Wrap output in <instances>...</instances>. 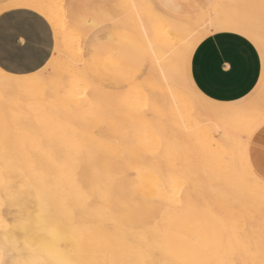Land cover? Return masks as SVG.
Returning <instances> with one entry per match:
<instances>
[{
	"label": "rangeland",
	"instance_id": "374dc122",
	"mask_svg": "<svg viewBox=\"0 0 264 264\" xmlns=\"http://www.w3.org/2000/svg\"><path fill=\"white\" fill-rule=\"evenodd\" d=\"M17 1L19 0H8L4 3H0V6H8L10 4L14 5ZM39 1L41 6L43 7V9H41L43 10V13L41 11L39 12H41L42 16L45 17L51 24L54 32V50L50 57V60L48 61L49 63L47 62L44 67L34 72V74L31 73L28 75H15L7 72L5 73V71H2V69H0V77L3 75L4 78V74H8L5 77L6 79L4 78L5 80L9 78V80L6 81L7 84L9 81L13 79L16 80L18 79V77L22 76L28 78V81L32 79L27 83L24 82L25 84H17V87H20L21 85V88H17L15 86L17 89L11 88L13 83L12 85L9 84L11 85V87L6 86V89L8 87L10 89L6 90L4 88L5 91L3 90V87H5L4 85L6 83L3 82L4 79L0 81V86H3L0 88V135H3L0 144L6 137L9 128H11L14 131L13 134H15L14 141L16 142H13L21 143L24 146V149H20L22 151H41L39 153H42V151L43 153L53 151L55 152V154H58L60 148H62L61 151L63 153L65 152V149L82 151V154H84L85 157L82 156V154H80V156L75 155L77 153H75L74 155L70 154L71 150H67V152H69L68 155L70 154L72 157H77L75 161H77V166H79V168L77 169V167L75 166L76 169H74L73 167V171L75 170L74 173L76 174L77 172H82L88 175L87 172H89V168L93 169L95 167V169L99 170V166H103V170L100 169L99 171L104 172V167L105 169L109 170V172L108 170L107 172L105 171L106 173L104 172L108 176L104 175L102 172V176L105 179H107L108 177L107 183L104 181L105 179L103 180L104 182H101L99 178L98 182H101L106 186L108 185V187L104 189L105 186L103 187V184H99L97 180H94L98 186L97 187L94 183V189L97 187V190L99 191H97V193H95V197H93L95 200H92V195L90 196L86 189L85 192L87 194L82 193L81 190L82 188H85L86 184L88 186V183L85 182L86 184L82 188V185H76L75 181L76 183L78 181L68 174L70 169L68 170L66 168L67 165H63L65 167H63L61 170H64L61 176L59 175L60 173H58L59 169L58 171L56 170L57 172L55 171L56 173H53L54 170H50L47 166H54V164L50 163L49 165L48 160L45 161V163L47 162L45 164L47 165L46 168H43L44 166L40 165L43 166L41 167V170L44 169V171L42 170L43 177L44 175H46V173L50 176L59 175L58 178L61 177L60 179L63 181V177L66 176L63 175V173H65V169H67V174L69 175L68 177L71 176L70 178H72V180L70 181H74L73 184L76 186L72 184V186H74L72 188L66 185L62 187L64 185L63 182L61 183L62 186L58 185V178L56 177L57 181L55 179L54 180L57 184L53 182L55 186L52 185L49 181L45 180L46 182H49L52 187L54 186L51 190V186L49 185L48 187V184L45 185L46 182L44 181V178L42 177V179H40L41 176L38 177V174V176L36 177L43 181V186H38V184L35 183V186H38L36 188L33 185L36 190L32 185L30 186V184L27 187V182L31 183L32 181H29L28 178L25 179L26 190L24 185H21V187L19 185L20 179L18 178L22 177L24 180V176H20L21 170L19 169H22L23 166H26L23 170H25V168L27 167L28 169L30 168V170L33 168L32 165L28 166L27 163H25V161H27L25 159L29 156L31 157L32 154L30 153L32 152L28 153V155L26 152V157L24 159L21 158V156L15 158L17 159L14 160L16 162L15 168L17 167L16 169H18L20 173L19 177L15 175L13 176L12 174L16 173L17 171H12L14 169H12V167L14 166L15 162L11 163L10 165L4 164L2 167L4 171L7 170L6 168L11 169L12 173L9 178L12 182H10L9 179L6 182L5 179L7 178L4 179V176L6 175L3 176L2 174L3 178L1 177V179L3 181L0 182V184L2 183L4 185H0V264H57L61 262V257L59 253H57V251H62L64 247L70 249L67 257H69L70 261H73L74 264H94L91 259L90 239L92 234H95L96 237L97 232L96 230L94 232V224L95 222L97 224V219L101 217L98 216L96 219L95 215H100L105 208H108L104 211L107 219H111L110 215L113 210L114 212L120 214L121 218H123V222L128 221L130 222L128 224L132 226L133 223L131 222V220H133L134 222H136L137 220L140 222V224H142L143 230L149 231H143L145 234L144 241L145 244H147L146 246L144 245L146 250H144L143 244L138 245V242L131 237V239H128L127 242L125 241L123 245H121L120 253L123 259L122 261L97 264H138L137 261L139 258H141L139 259L141 264H149L148 262L150 261V263L152 264H264V247H262L264 246V241H260L261 239H264V235H262L263 237L261 236L262 231H264V223L262 222L264 221V207H259V205L264 206V203H261V201L258 202L259 205H257V211H259L260 213L256 212V214H251V210L249 211V209L247 208L252 205V201H250V205H246V202H244L245 204L240 203L241 205H239V208L242 210L238 208L241 212H239L238 209L235 212L237 219L232 212H229V214L224 215V218L227 215L228 218H223V224L221 221H219V215H216L210 210V204L207 201L205 206H203L201 203L203 201V196L206 199V197L208 198V195H210V193H215L216 191V193H219L218 191H220L221 189L219 188V186H216L217 183L220 180L224 181L227 178L230 179V176L232 177L233 171L231 170L236 171L233 165L236 162L235 159L237 160V155H235L236 157H234L233 153V151L236 152V148H233L236 147V145L234 144L235 141L233 137L231 141L232 134H230L231 136L228 135L229 133H233V130L232 132H229L228 129L229 133H227V131H224L223 129H221L222 131L220 129V131H214V129H211L210 126L213 125L211 123L216 124V122H212L211 119L218 118H215V116L211 118V116H204V114H210V112L208 111L209 108L211 109V111H214V113H217V111H219L218 113L233 111L235 113V117L227 116L229 119L225 117L223 119L224 122L221 118V121H219L221 123H218L217 121V124H221V126L222 123H225L228 126V124H232L231 121L235 123L234 119L238 122L239 120H241L239 118H241L242 116V124L239 121V124L236 122L235 126L233 123L234 127L232 125L230 127V129H236L234 130V132H236L233 133L236 134L237 132L239 133L238 130L240 128L238 127L242 126L250 120L249 118H251L250 116L252 115V113L255 114V112L264 110V101H262L264 100V33H259L261 31L257 32L258 30H260V28L261 30H264V28L262 27L263 25L261 24V21L264 20V7H262V4L264 5V0H251L252 2L250 0H243L245 2L240 0H215L213 5H211L208 9L214 8L219 10V12H221L220 10L223 9V13H226L228 11L230 12L228 19L220 20V22H218L215 26L203 31L198 36H196L187 53L180 57L182 59L178 58L180 60H177V58L175 57L176 54L174 56L170 55L171 61L173 63L169 68V71H171V74H173L174 71L175 74L177 73V78L173 87L178 88H176L177 93L178 90L183 91L182 93L181 91H179V96H181L180 98H183V101H180V104H182L180 109L184 111L186 109H188L187 111H192L194 115L191 116L188 121L192 120L193 127L198 124L197 128L195 127L197 130H194L188 123L186 125V129L188 130L186 131L184 130V125L187 121H183L184 125L182 126L183 123L179 118L170 117L163 113L164 111L162 109H164V107H162L161 105V102H163V100L161 98L160 101V97H158L162 95H160L161 89H158V86L160 84H158L157 82L159 81H157V77L152 74L153 71L152 69H150L151 66L148 62V59L146 58L141 39L138 37V34L135 33V27L133 24H131L132 22L130 21V18L128 17V19H126L127 16H125L124 19L128 21L125 22V20H122L123 23L121 21L120 24L118 23L119 20L117 22L115 21V16L119 14L118 12H121L118 11V8H121L122 6V8L124 9V7L128 6L124 0L123 1L127 6H123L124 2L122 4L119 3L122 2V0H116V2L118 1L117 3H115L114 0ZM224 1H226V3L228 4H226ZM254 4L257 5V8L259 6V8L257 9ZM218 5L221 6V9ZM225 5H227V8ZM27 6H25V8H30L31 10H33L30 6L29 8ZM113 6L118 9V12L115 11V13L117 12L116 15L113 12ZM144 6L145 8L147 6L146 9L148 10L149 4L147 1L146 3H144ZM13 7H15V5ZM18 8H21V6ZM126 9L128 10V8L124 9V14L128 15V11ZM208 9L194 15H176L165 12L158 8L157 11L166 17L184 20L191 17L199 18ZM106 10L108 12L111 11L112 14L114 13L115 16L112 19H115L114 21L117 24L113 23L112 20H110L109 17H111V12L108 14ZM149 11H151L150 13H152V10ZM255 12L257 13L254 16L259 15V18H261V21L260 19H257V17L255 18L260 22V24L254 19V17H252V14H255ZM105 14L106 16L108 14L107 19L111 22H107ZM120 14L118 15V17L120 16L119 18H122L124 15L122 16V14ZM201 21H204V19H202ZM158 22L160 23V21ZM256 22L259 25H256ZM160 25L162 26L161 23ZM230 28L237 29V31H235L236 33H243V36L248 38L257 47L262 59V72L257 85L248 95L232 102H218L207 98L194 86L189 72L190 59L194 48L206 35L214 31H227V29ZM168 29L170 30L172 35H169L170 32L168 30L163 29V31L161 32V29L158 28V30H160L159 33H162L163 35H161L163 37L165 35L164 39H175V31L171 30L169 27ZM163 32H165V34ZM161 35H159V38L162 37ZM166 41V43H170L171 40ZM180 64L184 66L183 68L185 71V74L183 75L184 71L182 68V79L179 78L178 74L180 73ZM22 78L21 81H23ZM33 79L35 80L33 81ZM184 79H186L185 81H187V85H185L190 87V89L193 91V94H195L196 97L200 100L193 99L191 95H189L190 93H187L186 90H184L185 87L181 81ZM18 81L17 83L21 82ZM128 89H132L130 90V93H128ZM138 89L140 91H138ZM133 90L134 93H132ZM126 94L129 95L127 96ZM159 101L160 104H158ZM182 102H185V105ZM248 103L249 105H247ZM260 104L263 107H261ZM216 106H219L220 108H218L221 110L216 109ZM154 108L158 110L156 111V113L155 110L153 112ZM252 108H256V111ZM159 110H162L163 112H160ZM194 117H196L197 120L199 119V123H202L200 126L197 120L193 119ZM207 118H210L209 120L211 121L210 123H208V125L206 123L209 122ZM202 125H204V127H201ZM198 127H201L202 129H199ZM2 129H5L4 134L1 133ZM191 129L194 131L193 134L192 131H190ZM216 131L218 132L216 133ZM197 132H201V135ZM238 133L236 134L237 136ZM233 136L236 138L235 135ZM245 136V141L242 147V158L244 166L246 167V169L248 168V172L252 171L251 173H249L253 178H255L259 183L264 184V117L257 120L251 126L249 131H247ZM210 141L212 145L208 144ZM63 153L61 154L62 156L65 154ZM47 155L45 157H47ZM61 155L60 158L62 157ZM48 156L49 157H47V159L51 157L55 160H52L55 162V166L59 163V155H56L57 157L55 156V158H57V164L54 157L50 155ZM40 157L39 159L41 161L42 159ZM45 157L43 156V158ZM72 157L69 156L67 157V159L70 158L71 160ZM37 159L38 158L36 155V161ZM18 160H21L22 164L24 163L22 168L19 167L21 165L18 164ZM59 161L63 162L64 160L62 159ZM39 162L37 161V163ZM68 162L70 163L71 161ZM130 162L132 163L130 164ZM32 163L30 162L28 164ZM65 163L66 162H64V164ZM204 163L206 164V166ZM74 164L76 163H73V165ZM58 165L60 166V163ZM85 165L89 167L87 169V172H83V170H85V167L81 168V166ZM33 166L34 168L40 167L36 166V164H34ZM55 166L54 169H57ZM120 166L121 170L119 169ZM61 167L62 166H60L59 168ZM34 168L31 172L37 170L39 173H41L38 168ZM47 168L49 169V171ZM80 168L84 169L80 170ZM115 168H117L116 170L118 171H115ZM95 169H93V171ZM204 169H206L208 172H204ZM97 170L94 171L95 175H97ZM111 170H113L114 172ZM9 171L8 174L10 175ZM18 171L16 174H18ZM71 171L72 170H70V172ZM230 171L231 173L229 176ZM25 173L27 175H25L26 177L31 175L28 174V172ZM214 173L216 174V180L219 181L214 180ZM81 174L76 175L81 176ZM84 174H82V176H84ZM89 174L91 176L92 172H90ZM49 175H46L45 178L47 176L48 178H50ZM31 176H33V174ZM55 176L53 177L55 178ZM90 176L88 175V177ZM11 177H13V180ZM88 177L86 179L89 184H91L92 182L90 181L92 177H90V180H88ZM217 177L219 178L217 179ZM222 177L223 179H221ZM234 178L232 177L233 180ZM30 179H33V177ZM112 179L114 180V182ZM23 180L21 179V181ZM83 180L84 179H80V182L82 183ZM233 180H231L230 182L232 183ZM238 180H243L242 176ZM13 181L17 182V185H19V187L16 186L15 183L13 184ZM33 181L32 184L34 183ZM215 181L216 185L213 188ZM5 182L7 183V185ZM25 182H21V184ZM8 184L12 185L9 186ZM39 185H42V183ZM44 185L48 189L44 187ZM93 186H89L90 188H92V191L88 189V191L92 192V194H94L95 192H93ZM221 186L227 187L224 183H222ZM231 186L235 189L234 185ZM59 187H62L65 190V193L62 191L63 194H65L62 197H60L62 192L59 190L61 189ZM76 187L78 189L80 188L83 196L84 194L86 197L90 196L89 199H91L92 201L81 199L82 196L80 194L76 196ZM44 188H46L47 190ZM211 189L212 191H214L211 192ZM41 190H44L43 192H45V194H43ZM53 190H55V192ZM58 190L59 192H61L60 196L56 195L58 194ZM224 190L227 191L226 188ZM38 191H41V194ZM46 191L50 193L47 194ZM73 191L76 193H74L75 195L73 194ZM107 191L108 194L107 196H105V192ZM167 191L170 192L168 193ZM103 193H105V195L102 196ZM168 194H174V196L178 195L183 202H187L188 199H190L188 204H185L191 207L186 210L184 209L183 211L172 217L171 220H169L170 222H168V224L166 225L167 228L163 227L161 229L163 230L165 228V231L161 232L164 235L163 238H161L162 234L159 232L161 231L160 228L162 226H165V223H167L164 222L166 221L164 216L166 214H170V212L168 208L167 211L169 213L165 211L168 201L165 200L160 202L159 200L169 198L167 200H171L169 201L171 203V198H173V196L171 197L170 195V197H166L168 196ZM155 196L157 197L156 200L154 199ZM218 197V194H214L212 200H210V203L217 204V199H219ZM71 202H73L74 204ZM92 202L93 204H90ZM177 203L180 204L179 201ZM190 203L192 205H190ZM196 203H201L200 207L202 208H199L200 210L195 207ZM198 204L196 205L197 207ZM67 205H70V209H68L69 207L67 208ZM89 205H91L92 207ZM192 206L194 208H192ZM252 206L250 207V209L254 208V206ZM257 208L255 206L254 211ZM85 209L87 211H97V214L95 212V214H92L91 212V217L89 212L86 213L87 211H85ZM99 210L100 214L98 213ZM104 212L102 214H104ZM187 212L190 213L188 214ZM85 213L87 214V216L84 215ZM125 214L130 215V217L126 218ZM258 214L261 217H259ZM64 215L66 217H64ZM93 215L95 216L94 219ZM215 216H217V218ZM254 216L258 223L254 220ZM102 217H104V215H102ZM262 217L263 219H261ZM84 218L86 219L83 221V223L86 222L88 218V221L89 219L90 221L93 220L91 221V223L93 224H91L89 221L84 224L85 226L86 224L88 226L84 227L83 225L82 227H80V222L82 221L80 219ZM71 219H73L74 221ZM239 219L241 220V222ZM68 220L71 221V224L68 222ZM100 221L103 222L102 219ZM226 221L227 223L230 222V224L226 225ZM67 222L70 224V226L72 225V227H69L71 228L70 233H68L69 238L67 237L68 235L66 236L65 234V229L69 230V228L66 227L68 225ZM62 223H66L67 225H61ZM77 223H79V225ZM75 224L80 227V233H83V235L81 234L80 236V233L77 231L72 232L73 228H76V230L79 231V228L74 226ZM190 224L194 225L195 227ZM57 225L60 227H58ZM155 225L160 226L158 228H154L153 226ZM227 226L229 229L227 228ZM149 228H151V230ZM200 230L203 233H201ZM257 231H259L261 234ZM150 232H153V234H155L153 235ZM178 234L180 235V237ZM202 234H204L203 237H201ZM146 235H148V239H146ZM63 236H66V239L68 238L67 240L65 239V245L63 243ZM79 236L81 237V239L78 238ZM174 237L176 238V240H174ZM76 239L79 240L77 241ZM230 239H232V244L230 242ZM72 240L76 242L74 243V241ZM161 240H163L164 242ZM185 240L187 243L185 242ZM146 241L149 243H146ZM162 243L165 244L164 246L166 248H163ZM149 244L151 245V247H149ZM155 245L156 247L158 245V247L156 248ZM160 247L162 248L160 249ZM47 251H51V253L47 255ZM138 251H141V256H139L140 252ZM164 251L165 254H163ZM153 252L155 254H153ZM151 254L153 256H151ZM50 255L53 256L51 257ZM160 255L163 257H161ZM50 257L54 258V263L52 261L53 259H51ZM145 257L147 260L145 259ZM55 258H58L59 260L55 262Z\"/></svg>",
	"mask_w": 264,
	"mask_h": 264
},
{
	"label": "bare ground",
	"instance_id": "6f19581e",
	"mask_svg": "<svg viewBox=\"0 0 264 264\" xmlns=\"http://www.w3.org/2000/svg\"><path fill=\"white\" fill-rule=\"evenodd\" d=\"M126 2V4L128 5H126L125 4V2ZM122 0V2H119V3H123L124 2V4H123V6L124 5H126L127 7H124V9L125 8H128V15L127 14H124V9L122 8V6H121V8H122V10H121V8H116V7H114L113 6V8H114V10H113V12L115 13V11H121V12H118L119 14L121 13L122 14V18H119L118 17V15L119 14H117L116 15V13H115V15H114V13L112 14V12H111V17H109L110 18V20H112V22L113 23H116L118 20V23L120 24L121 23V21L123 20H125L124 18H125V16H127V18L126 19H128V17L130 18V21L132 22L131 24H133L134 25V27H135V33H137L138 34V37L141 39V42H142V45H143V49H144V52H145V55H146V58L148 59V62H149V64H150V66H151V68L150 69H152V71H153V73L152 74H154L156 77H157V81H159V82H157L158 84H160L159 86H162V87H159L158 86V89H161V93H160V95L161 96H158V97H160L159 98V100L162 98V100H163V102H161V105H162V107H164V109H162L161 111L163 112V113H165V115H167V116H170V117H177V118H179L180 120H181V122L183 123V121H187L186 123H185V125H184V123L182 124V126L184 125V130L186 131V130H188V129H186V125L189 123V125H191L192 126V120H190V121H188V119L191 117V116H193L194 114L192 113V111H187L188 109H186L185 111L184 110H182V109H180V107L182 106V104H180V101H183L182 99L183 98H180L181 96H179L180 95V93H179V91H181V90H178V93L176 92V88L177 87H173L174 86V84H175V81H176V78H177V76H176V74H175V71H174V73L173 74H171V71H169V68L171 67V65H172V61H171V57H170V55H175V57L177 58V60H180V59H182V58H180L182 55H185L186 53H187V51H188V49H189V47H190V45H191V43L194 41V39L196 38V36H198L200 33H202L203 31H205V30H207V29H209V28H211V27H213V26H215L218 22H220V20H222V19H228V17H229V13L230 12H226V13H223V9L222 10H220L221 12H219V10H217V9H215L212 13H210L208 16H206L205 18H204V21H201V20H197V21H189V22H185V21H176V20H173V19H170V18H167V17H165L164 15H162L161 13H159L153 6H152V4L150 3V1L149 0ZM146 1L148 2V4H149V8H148V10L146 9L147 8V6H146V8H145V6H144V3H146ZM240 1H243V0H240ZM249 1V0H248ZM251 1V0H250ZM253 1V0H252ZM251 1V2H252ZM256 1V0H255ZM114 2L115 3H117L116 2V0H114ZM225 3H226V1H224ZM243 2H245V1H243ZM118 3V4H119ZM242 3V2H241ZM262 3H263V1H262ZM8 4V3H7ZM10 4V3H9ZM14 4V3H13ZM117 4V5H118ZM222 4V3H221ZM220 4V5H221ZM226 4H228V3H226ZM12 4H10V5H8V6H6V5H3V6H0V13H2V12H4V11H7V10H10V9H13V8H18V7H20L21 6V8H25V6H27L28 8H29V6L33 9V10H35L36 12L38 11H43V10H41V9H43V7L41 6V4H40V1L39 0H19V1H17L16 2V4H14L15 5V7H13L14 5H12ZM220 5H218V6H220ZM243 5H244V3H243ZM247 5V4H246ZM252 5V4H251ZM250 5V6H251ZM116 6V5H115ZM226 6V8H227V5H225ZM224 6V7H225ZM241 6V5H240ZM254 6H256V8H257V5H255L254 4ZM111 7V6H110ZM117 7H120V6H117ZM222 7H223V5H222ZM249 7V6H248ZM253 7V6H252ZM262 7H264V5L262 4ZM112 8V9H113ZM115 8H116V10H115ZM151 8V9H150ZM240 8H242V7H240ZM247 8V7H246ZM258 8H259V6H258ZM257 8V9H258ZM30 9V8H29ZM109 9V8H108ZM220 9H221V6H220ZM252 9V8H251ZM264 9V8H263ZM149 10H152V13H150L151 11H149ZM225 10V9H224ZM242 10V9H241ZM249 10V9H248ZM107 11V10H106ZM259 11V10H258ZM41 12H39V14H41L42 15V13ZM108 12V11H107ZM110 12H108V14L110 13ZM251 12V11H250ZM262 12V11H261ZM260 12V13H261ZM263 12H264V10H263ZM106 13V12H105ZM256 13L257 12H255V14H252V17H254V19L257 17V19H260V21H261V18H259L260 16L258 15V16H254V15H256ZM108 14H107V16H106V14H105V17H106V19H107V17H108ZM120 14V15H121ZM263 14V13H262ZM262 14H260V15H262ZM114 16H115V19H112V18H114ZM117 17H118V19H117ZM262 17V16H261ZM264 18V17H263ZM241 19V18H240ZM239 19V20H240ZM247 19V18H246ZM250 19V18H249ZM249 19H248V21H249ZM253 19V20H254ZM110 20H108L107 19V22L108 21H110ZM116 22H115V21ZM242 20V19H241ZM256 20V19H255ZM123 21H122V23H123ZM128 21V20H127ZM126 20H125V22H127ZM158 21H160V23L162 24V26L160 25V23L158 22ZM247 21V22H248ZM256 21H258V20H256ZM262 21H264V20H262ZM261 21V24L263 25L262 27L264 28V22H262ZM111 22V21H110ZM124 22V23H125ZM254 22V21H253ZM252 22V23H253ZM112 23V24H113ZM130 23V22H129ZM128 23V24H129ZM258 23L260 24V22L258 21ZM117 24V23H116ZM126 24V23H125ZM259 24H257V22H256V25H259ZM159 25V26H158ZM164 25V26H163ZM165 27V28H164ZM167 27V28H166ZM168 27L171 29V30H174L175 31V35L176 36H174L175 37V39H164L165 38V35H164V37L159 33V31L160 30H158V28H160L161 29V32L163 31V29H166V30H168L169 32H170V30L168 29ZM260 27V26H259ZM259 27H258V29H259ZM253 30V29H252ZM255 30V29H254ZM257 30V29H256ZM133 31V32H134ZM137 31V32H136ZM259 31H261V32H259ZM257 32H259V33H264V30H261V28H260V30H258ZM164 34H165V32H163ZM174 33V32H173ZM249 33V32H248ZM167 34V33H166ZM159 35H161L162 37H160L159 38ZM169 35H172V33L170 32V34ZM263 36H264V34H263ZM165 41H164V40ZM166 40H171L170 41V43H166L167 41ZM178 58H180V59H178ZM50 60V59H49ZM184 62V61H183ZM49 63V62H48ZM177 63V62H176ZM182 63V62H181ZM185 64V63H184ZM48 65V64H47ZM177 65V64H176ZM179 67H180V69H179V71H180V73H178L179 74V78L180 79H182L183 78V75L185 74V71H184V66L182 65V64H180L179 65ZM182 68H183V71H184V73H183V75H182ZM3 71V70H2ZM43 72V71H42ZM6 73V72H5ZM170 73V74H169ZM2 74H4V73H2ZM34 74V73H33ZM5 76H4V78L8 75H6V74H4ZM28 75V74H27ZM151 75V74H150ZM30 76V75H29ZM41 76V75H40ZM39 76V77H40ZM15 77V76H14ZM23 77V76H22ZM18 77V79H13V80H11V81H9L8 82V84L6 83V81L7 80H9V78H7V80H5L4 78H3V75L0 77L1 79H0V81H2V79H4V83H6L5 85L4 84H1V85H4L5 87H3V86H0V88L1 87H3V90H4V88L6 89V86H9V87H11V85H12V83H13V85H12V87L11 88H15V89H17V88H21V85H20V87H17L19 84H21V83H23V84H25V83H27V82H29L30 80H32V79H30V77H29V81H28V78H26V77ZM155 77V78H156ZM17 78V77H16ZM21 78H22V80L23 81H21ZM36 79V78H35ZM35 79H33V81L35 80ZM18 80H20V81H18ZM186 79H184V80H181L182 81V83L184 84V87H185V89L184 90H186V92L187 93H190L189 95H191V97L193 98V99H195V100H200V99H198L197 97H196V95L195 94H193V91L190 89V87H188V86H186L187 84V81H185ZM17 81L18 82H20V83H17ZM180 81V82H181ZM25 82V83H24ZM2 83V82H1ZM15 83V84H14ZM9 84H11V85H9ZM18 84V85H17ZM22 84V85H23ZM186 84V85H185ZM17 85V86H16ZM176 85H177V83H176ZM17 88H16V87ZM145 86V85H144ZM264 86V85H263ZM7 88L6 90H8V89H10V88ZM131 88V87H130ZM133 89V88H132ZM132 89H128V93H130L131 91L130 90H132ZM175 89V90H174ZM178 89V88H177ZM2 90V89H1ZM127 90V89H126ZM125 90V91H126ZM136 90V89H135ZM156 90H157V88H156ZM192 92H191V91ZM5 91V90H4ZM138 91H140L139 89H138ZM127 92V91H126ZM183 91H181V93H182ZM2 93V92H1ZM132 93H134V90H133V92ZM152 93V92H151ZM185 93V92H184ZM1 95V94H0ZM127 95V94H126ZM129 95V94H128ZM127 95V96H128ZM144 95V94H143ZM153 95V94H152ZM156 95H159V94H156ZM188 95V94H187ZM137 96H138V94H137ZM182 96H184V95H182ZM128 98H130V97H128ZM141 98V97H140ZM186 98V97H185ZM184 98V99H185ZM181 99V100H180ZM190 100V99H189ZM260 100V99H259ZM161 101V100H160ZM160 101H159V103L158 104H160ZM185 101V100H184ZM262 101H264V100H262ZM198 102H200V101H198ZM157 103V102H156ZM183 103V102H182ZM249 103H250V101H249ZM249 103L247 104V105H249ZM258 103V102H257ZM264 103V102H263ZM184 105H185V102L183 103ZM251 104H252V102H251ZM261 105V104H260ZM210 106H212V105H210ZM255 106V105H254ZM154 107V106H153ZM217 107V106H216ZM219 107V106H218ZM216 108V109H218V110H221V109H219V108ZM252 107V106H251ZM261 107H263L262 105H261ZM157 108V107H156ZM215 108V107H214ZM250 109V108H249ZM253 109V108H252ZM260 109V108H259ZM258 109V110H259ZM154 110H155V113H156V111H158L157 109H153V112H154ZM213 110V109H212ZM231 110V109H230ZM234 110V109H233ZM253 110H255L256 111V108H254ZM261 110V109H260ZM160 111V110H159ZM160 111V112H161ZM208 111L210 112V114H204V116H208V117H210L211 116V118L212 117H214L215 116V118H218V119H211V121L212 122H216V124L215 123H211V124H213V125H211L210 126V128L211 129H214V131L215 130H221V129H223L224 131H227V133H229V132H232V130H233V133H235L234 132V130H236V129H230V127H231V125L233 126V121H231L232 122V124H228V126L224 123H222V126H221V124L219 125V124H217V121H218V123H221V122H219V121H221L220 119L222 118V121H223V119L225 118V117H229V116H234L235 117V113L233 112V111H225V112H222V113H218L219 111H217V113H214V111H211V109L209 108L208 109ZM247 111H249V110H247ZM248 114H250V113H248ZM196 116V115H195ZM197 117V116H196ZM196 117H194L193 119H196ZM227 117V118H228ZM238 117V116H237ZM251 118H249L250 120L248 121V122H246L245 124H243L242 126H240L241 124H242V122L241 121H243L242 120V116H241V118H239V119H241V120H239L240 122H241V124L240 125H238V126H240V127H238V128H240L238 131H239V133H238V136L236 135V134H233V133H229L228 135H230V134H232V136H231V141H232V137H233V139H234V144L236 145V147H233V148H236L235 150H236V152H234L233 151V153H234V157H236L235 155H237V160L235 159V164L233 165V167H234V169L237 171H234V170H231V171H233V175H232V177L234 178V180L232 179V177L230 176V173H231V171L229 172V176H230V179H225L224 181H222V180H216V174H215V176H214V180H216V181H219L218 183H217V185H216V181L214 182L215 184H214V186L213 185H211V186H213V188L215 187V185L216 186H219V188L222 190H220V191H218L219 193H210V195H208V198L206 197V199L204 198V196L202 197L203 198V201L201 202L202 203V205L203 206H205V204H206V201L210 204L209 205V207H210V210L213 212V213H215L216 215H219L218 217H220V220L219 221H221L222 222V224H223V218H224V215L225 214H229V212H232L234 215H235V217H236V214H235V212L237 211V209L240 207L239 205H241L242 203L243 204H245L244 202H246V205L248 204V205H250L251 203H252V205L254 206V208L253 209H250V207L252 206H250V207H247L248 209H249V211L251 212V214H253V213H255L256 214V212H258V213H260L259 211H257L258 210V208H257V205H259V201H261V203H264V184L263 183H259L255 178H253L252 176H251V172L249 173L248 172V168L246 169V167L244 166V163H243V158H242V147H243V144H244V138L246 137L245 136V134L247 133V131H249V129L251 128V126L257 121V120H259L260 118H262V117H264V110H262V111H258V112H255V114H253L252 113V115L250 116ZM208 119V121L209 122H206V121H204V122H206L207 123V125H208V123H210L211 121L209 120L210 118H207ZM229 119V118H228ZM248 119V118H247ZM197 120V119H196ZM234 121H235V123H234V126L236 125V122H237V120H235L234 119ZM238 121V122H239ZM197 122L199 123V119L197 120ZM200 122H202V121H200ZM203 122V123H204ZM224 122V121H223ZM237 122V123H238ZM227 123H228V120H227ZM229 123H230V120H229ZM202 123H199V126L201 125ZM239 124V123H238ZM197 125L198 124H196V128H197ZM224 125H226V126H224ZM233 126V127H234ZM195 127H191L192 129H196ZM201 127H204V125H202ZM201 127H198L199 129H202ZM183 128V127H182ZM190 130V131H192V134L194 133V131L193 130ZM228 129H229V132H228ZM197 130V129H196ZM219 130V131H220ZM231 130V131H230ZM205 131V130H204ZM203 131V132H204ZM222 131V130H221ZM218 131H216V133H217ZM14 133V131L11 129V128H9V130L7 131V135H6V137L4 138V140L1 142V144H0V182H2L3 180L1 179V177H2V174H3V176L4 175H6V176H4V179L5 178H7V179H5L6 180V182H7V180L9 179L10 180V182H12L11 181V179L9 178L10 176H11V169L9 168H6L5 170L6 171H4L3 170V165L4 164H8V165H10L11 163H14L15 161L14 160H17V159H15L16 157H20L21 156V158H25L26 156V152H27V155H28V153H30V152H32V151H22V150H20V149H24V146L21 144V143H14V142H16V141H14V136H15V134H13ZM198 134H200L199 132H197ZM222 134V133H221ZM201 135V134H200ZM219 135V134H218ZM233 135H235L236 136V138L233 136ZM206 136V135H205ZM204 136V137H205ZM220 137V136H219ZM206 138V137H205ZM208 139V138H207ZM205 140V139H204ZM210 140V139H209ZM208 140V141H209ZM217 140H218V138H217ZM14 141V142H13ZM225 141V140H224ZM18 142V141H17ZM219 142V141H218ZM208 143V142H207ZM226 143V142H225ZM208 144H210V145H212L211 144V141L208 143ZM233 144V145H234ZM208 146V145H207ZM215 147V146H214ZM210 148V147H209ZM61 149L62 148H60V150H59V152H58V154H55V152H53V151H50V152H45V153H43V151H42V153H39V152H41V151H39V152H32V153H30V154H32V156L30 157H27L25 160H27V161H25V163H27V165L28 166H31L32 165V167L34 168V164H36V166H40V165H43V166H40L38 169L41 171V173H39L37 170H34L33 172H31L32 171V169L30 170V168L28 169V167L27 168H25V170H23L24 169V167H26V166H23V164H22V161L21 160H18L19 161V163L18 164H20L21 166H19V167H21L22 168V166H23V168L22 169H19V170H23V171H25V172H28V174H33V176H31V175H29L28 177H26L27 175H26V173L25 172H21L20 171V173H21V175H20V173H19V171H18V169H16L15 168V165H16V162L14 163V166L12 167V166H10V167H12V171L14 172V171H18V174H16L17 173V171H16V173H12L13 174V176L15 175V176H17V177H19V175L20 176H24V180H23V178L21 177V178H18V179H20V183H19V185H20V187H21V185H24V187L26 186V182H25V179H28L29 178V181H33L34 183L32 184V181H31V183L30 182H27V187L29 186V184H30V186L32 185H34L35 186V183L36 184H38V186H43V181L42 180H40V179H42V177H43V172H42V170L44 171V169H42L41 170V167H43V168H46V166L47 165H45L46 163H45V161H48L49 160V162H48V164L50 165V163H52V164H54V166H55V160L53 159V158H48L47 159V157H49L48 155H50V156H52V157H54L55 158V156L56 155H59L58 156V159L59 160H64L63 162L62 161H59L58 160V162L60 163V166H62L61 168H59L60 166L57 164V158H55L56 159V168L57 169H54V166L53 165H51V166H53V167H51V166H47L50 170H54V172L53 173H56L57 171H58V169H59V171H58V173H60L59 175L61 176V174H62V172H64V170L63 171H61L62 170V168L63 167H65V166H63V165H67L66 166V168L69 170H72L73 171V167H74V169H76L75 168V166L77 167V169L79 168V166H77V161H75L76 160V158L77 157H72L70 154H75V153H77V154H75V155H78V156H80V154H82V151H78V150H71V149H65V154H66V159H65V154L61 151ZM218 149V148H217ZM64 150V149H63ZM67 150L68 151H70V154L68 155V153L69 152H67ZM234 150V149H233ZM60 151H61V153H60ZM84 151V150H83ZM231 151V150H230ZM52 152H53V154H52ZM57 152V151H56ZM81 152V153H80ZM222 152V151H221ZM47 153H48V155H47ZM60 153V154H59ZM64 154L63 156L61 155V154ZM96 153V152H95ZM22 154H23V156H22ZM29 154V155H30ZM35 154V155H34ZM38 154H39V157L42 159L41 161H40V159H39V157H38ZM42 154H44V155H42ZM47 155V157H45L46 155ZM55 154V155H54ZM35 156V158H34V156ZM36 155H37V158L39 159H37V161L40 163H37V161H36ZM60 155L63 157H61L60 158ZM133 155V154H132ZM43 156L45 157V158H43ZM72 157L71 158V160H70V158L69 159H67V157ZM82 156H84V154H82ZM88 156V155H87ZM212 156V155H211ZM57 157V156H56ZM85 157V156H84ZM213 157V156H212ZM35 160H34V159ZM210 158V157H209ZM29 159V160H28ZM31 159H33V160H31ZM51 159V160H50ZM74 159V160H73ZM136 159V158H135ZM134 159V160H135ZM219 159V158H218ZM52 160H54V161H52ZM66 160H68V161H71L70 163L68 162V161H66ZM17 161V162H18ZM21 161V162H20ZM24 161V160H23ZM32 163V164H28V163H30V162ZM42 161H43V163H42ZM50 161H52V162H50ZM73 161V162H72ZM222 161V160H221ZM220 161V162H221ZM245 161V160H244ZM54 162V163H53ZM61 162H62V164H61ZM64 162H66L65 164H64ZM42 163V164H41ZM72 163V164H71ZM73 163H76V164H74L73 165ZM85 163H88V162H85ZM85 163H83V164H85ZM132 162H130V164H131ZM18 164H17V166H18ZM39 164V165H38ZM73 165V166H71V165ZM121 164H122V162H121ZM203 164V163H202ZM205 164V163H204ZM222 164H223V162H222ZM246 164V163H245ZM248 164V163H247ZM120 165V164H119ZM232 165V164H231ZM230 165V166H231ZM35 166V167H36ZM72 167V169H71V167ZM140 166V165H139ZM205 166H206V164H205ZM208 166V165H207ZM220 166V165H219ZM52 169H51V168ZM82 167H85V170H83V169H81ZM100 167V169H102L103 168V166L101 167V166H99ZM99 167H97V168H99ZM133 167H134V165H133ZM138 167V166H137ZM37 168H34V169H37ZM47 168V169H48ZM81 168H80V170H83V172L85 171V172H87V169L89 168L87 165H85V166H81ZM93 168V167H92ZM121 168V166L119 167V169ZM142 168V167H141ZM203 168V167H202ZM232 168V167H231ZM28 169V170H27ZM49 169H48V171H49ZM67 169H65L66 170V174L65 173H63V175H66L65 177H63V181L60 179V178H58L59 177V175H57V176H55V175H52V176H50L49 174H47L46 172H44V173H46V175H49V177L50 178H48V176L45 178V176L46 175H44V181L46 180V181H49L52 185H54L55 186V184L53 183V182H55V180L57 179L58 180V185H61L62 186V182H63V186L62 187H64L65 185L66 186H68V187H70V188H72V187H74V186H76V185H82L81 186V188L82 187H84V185L86 184V183H88V186H87V184H86V186H85V188H82L81 190H82V193H86L85 192V189H86V191L90 194V196L92 197L91 199L92 200H95L93 197H95V193H97V191H99V190H97V183L94 181V180H97V182L100 180L101 182H106L107 183V179H108V177H107V179H105L102 175L104 174V175H106L105 173L107 172V170L108 169H105V167H104V170L106 171H102L103 172V174H102V172H100L99 170H97V169H95V167L93 168V169H95L94 171H96L97 170V172L99 173V174H101V175H99L97 172H96V174L97 175H95L94 174V171H93V169H91V168H89L88 169V171L89 172H87L88 173V175L90 176V172H92V175L90 176V177H92L91 178V181L90 182H92L91 184H89V182L87 181V177H88V175H86V173L84 174V173H82V174H84V176H82V174L81 173H79V172H77L76 174H81V176L80 175H76L74 172H75V170L73 171V173H72V171L70 172V170H69V172H68V170ZM112 169V168H111ZM114 169V168H113ZM117 168H115V171H118V170H116ZM127 169V168H126ZM125 169V170H126ZM207 169V168H206ZM206 169H204V172L205 171H207ZM10 170V171H9ZM57 170V171H56ZM92 170V171H91ZM103 170V169H102ZM121 170V169H120ZM137 170V169H136ZM147 170V169H146ZM215 170V169H214ZM6 172V173H3V172ZM8 171L10 172V175L8 174ZM56 171V172H55ZM111 171H113V170H111ZM134 171V170H133ZM143 171V170H142ZM228 171V170H227ZM31 172V173H30ZM67 172H68V174L69 175H71L72 176V178H74L75 180H77L78 182L76 183V181H75V184L76 185H74L73 183H74V181H70V180H72V178H70V177H68L69 175L67 174ZM108 172H109V170H108ZM114 172V171H113ZM113 172H112V175H113ZM127 172V171H126ZM208 172V171H207ZM235 172V173H234ZM23 173V174H22ZM48 173H52V172H48ZM71 173V174H70ZM228 173V172H227ZM238 173H239V175H238ZM38 174H39V176H38ZM73 174V175H72ZM75 174V175H74ZM96 176H94V175ZM108 174V173H107ZM236 174V175H235ZM26 175V176H25ZM34 175H35V177H34ZM62 175V176H63ZM86 175V176H85ZM211 175V174H210ZM221 175H223V174H221ZM220 175V176H221ZM36 176H38V177H40V179L38 178V177H36ZM53 176H55V178L53 177ZM75 176V177H74ZM77 176V177H76ZM98 176V177H97ZM106 176H108V175H106ZM208 176V175H207ZM213 176V175H212ZM212 176H210V177H212ZM239 178H238V177ZM242 176V178H243V180H238V179H240V177ZM26 177V178H25ZM33 177V179H30V178H32ZM53 177V178H52ZM57 177V178H56ZM66 177H68V178H70V179H68V178H66ZM78 177H79V179H78ZM81 177V178H80ZM90 177H88V180H90ZM95 179H94V178ZM103 177V178H102ZM3 178V177H2ZM12 178V180H13V177H11ZM14 178H16V177H14ZM53 180H52V179ZM97 178V179H96ZM98 178H99V180H98ZM219 177H217V179H218ZM21 179L23 180V181H21ZM38 181H37V180ZM47 179H51V180H47ZM55 179V180H54ZM64 179H66V180H64ZM80 179H84L83 180V182H84V184H83V182L81 183L80 182ZM93 179V180H92ZM105 179V180H104ZM117 179V178H116ZM221 179H223V177L221 178ZM4 180V181H5ZM40 180V181H39ZM56 180V181H57ZM68 180V181H67ZM104 180V181H103ZM113 180V179H112ZM231 180H233V182L231 183L230 181ZM28 181V180H27ZM42 181V182H41ZM45 181V182H46ZM59 181H61V182H59ZM65 181V182H64ZM68 183H67V182ZM70 181V182H69ZM82 181V180H81ZM211 181H212V179H211ZM221 181H222V183H224V184H226V186L227 187H229V188H227V187H224V186H221ZM228 181H229V183H228ZM238 181V182H237ZM5 182V183H6ZM9 182V183H10ZM21 182H25V183H23V184H21ZM39 182V183H38ZM44 182V183H45ZM49 182H46L45 183V185H47L48 187H49V185H50V183ZM79 182H80V184H79ZM86 182V183H85ZM100 182V183H101ZM113 182H114V180H113ZM16 184V186H18L19 187V185H17L18 183L17 182H14L13 181V184ZM42 183V185H39V184H41ZM56 183V182H55ZM56 183V184H57ZM60 183V184H59ZM65 183H67V184H65ZM71 183V184H70ZM96 184V190L94 189V187H95V185L93 186V184ZM99 183V182H98ZM99 183V184H100ZM105 183V184H106ZM109 183V182H108ZM128 183V182H127ZM212 183V182H211ZM219 183H221V184H219ZM234 183V184H233ZM2 184V183H1ZM0 184V185H1ZM72 184L74 185V186H72ZM101 184H103V183H101ZM213 184V183H212ZM2 185H4V184H2ZM6 185H7V183H6ZM9 185V184H8ZM10 185H12V184H10ZM9 185V186H10ZM44 185V187H46ZM52 185H50L51 186V190H52V188L54 187H52ZM231 185H234L235 186V189H234V187H232ZM33 186V187H34ZM38 186H35L36 188L38 187ZM89 186H93V192H94V194H92V192H90V191H88V189H90L91 191H92V188H90ZM99 186H101V185H99ZM103 187L105 186V188L104 189H106V187H108V185L106 186V185H102ZM165 186V185H164ZM7 187V186H6ZM34 187V188H35ZM62 187H59V188H61V189H59L61 192L63 191L64 193H65V190L62 188ZM79 187V186H78ZM87 187H89V188H87ZM222 187V188H221ZM36 188H35V190H36ZM47 188V187H46ZM46 188H44V189H46ZM57 188H58V186H57ZM101 188V187H100ZM110 188V187H109ZM166 188V187H165ZM212 188V189H213ZM227 189V191L226 190H224V189ZM9 189V188H8ZM12 189H14V188H12ZM20 189V188H19ZM25 189H26V187H25ZM39 189V188H38ZM37 189V190H38ZM43 189V188H42ZM48 189V188H47ZM46 189V190H47ZM76 189H77V194L73 191V194L75 193L76 194V196L78 195V194H80L81 196H82V198L81 199H85V200H91V199H89V197L90 196H85V194H84V196L82 195V193H81V190H80V188L78 189L77 187H76ZM212 189H211V192H213L212 191ZM18 190V189H17ZM24 190V189H23ZM27 190V189H26ZM59 190L57 191V193L58 194H56V195H59L60 196V194H61V192H59ZM68 190V189H67ZM72 190V189H71ZM108 190V189H107ZM209 190V189H208ZM217 190H218V188H217ZM224 190V191H223ZM6 191V190H5ZM9 191V190H8ZM21 191V190H20ZM29 191H30V188H29ZM42 192L44 191V190H41ZM41 191H38L39 193L41 192ZM54 192H55V190H53ZM103 191V190H102ZM104 191H106V190H104ZM109 191V190H108ZM108 191L107 192H105L106 193V195H105V193H103L102 194V196L103 195H105V196H107V194H108ZM23 192V191H22ZM26 192H28V191H26ZM32 192V191H31ZM35 192V191H34ZM47 192V191H46ZM63 192H62V194H63ZM132 192V191H131ZM168 193L170 192V191H167ZM7 193V192H6ZM6 193H5V195H6ZM20 193V192H19ZM48 193H50V192H47V194ZM53 193V192H52ZM70 193V192H69ZM99 193V192H98ZM102 193V192H101ZM2 194V193H1ZM36 194H37V192H36ZM41 194V193H40ZM43 194H45V192H43ZM61 194V196L60 197H62V196H64L65 194H63L62 195ZM74 194V195H75ZM87 194V193H86ZM214 194H218V198L219 199H217V204H214V203H210V200H212V198H213V195ZM3 195V194H2ZM16 195H17V193H16ZM22 195V194H21ZM25 195V194H24ZM79 195V196H80ZM170 195H171V197L173 196V198H171L172 199V204L169 202V201H171V200H167V199H169V198H167V199H160L159 201L160 202H162V201H168L167 202V204H169V205H167L166 204V210L165 211H167V208H168V210H169V212H170V214H166L164 217H165V219H166V221H164V222H167V223H165V226H162L161 228H160V230L163 228V227H166L167 228V224H168V222H170L169 220H171L172 219V217H174L175 215H177L179 212H181V211H183L184 209L186 210V209H188V208H190L191 206H189V205H186L185 203H187L188 204V202H189V200L190 199H188V201L186 202V201H181V199H180V197L178 196V195H175L174 196V194H168V196H166V197H170ZM51 196H53V195H51ZM58 196V197H59ZM181 196V195H180ZM189 196H190V194H189ZM25 197V196H24ZM39 197V196H38ZM66 197V196H65ZM86 197V198H85ZM10 198V197H9ZM80 198V197H79ZM97 198V197H96ZM156 196H155V200H156ZM68 199V198H67ZM71 199H73V198H71ZM107 199V198H106ZM196 199V198H195ZM195 199H193V200H195ZM91 200V201H92ZM103 200H105V199H103ZM184 200V199H183ZM71 201V200H70ZM69 201V202H70ZM74 201V200H73ZM98 201V200H97ZM180 202V204L179 203H177V202ZM199 201V200H198ZM198 201H196V202H198ZM250 201H252L251 203H250ZM257 201V202H256ZM58 202V201H57ZM94 202V201H93ZM93 202L92 203H90V204H93ZM96 202V201H95ZM102 202V201H101ZM106 202H107V200H106ZM254 202V203H253ZM67 203V202H66ZM71 203H73V202H71ZM100 203V202H99ZM98 203V204H99ZM200 203V204H201ZM241 203V204H240ZM256 203H258V204H256ZM70 204V203H69ZM74 204V203H73ZM193 204H195V203H193ZM198 203H196V205H197ZM200 204H198V207L195 205V207L196 208H202V207H200ZM256 204V205H255ZM70 205H72V204H70ZM69 205V206H70ZM97 205V204H96ZM190 205H192L191 203H190ZM264 205V204H263ZM68 205H67V208L69 207ZM73 206V205H72ZM72 206H71V208H72ZM75 206V205H74ZM89 206H91V205H89ZM169 206H170V208H169ZM230 206V207H229ZM252 206V207H253ZM255 206H256V210L254 211V209H255ZM49 207V206H48ZM77 207V206H76ZM92 207V206H91ZM100 207V206H99ZM104 207H106V206H104ZM242 207V206H241ZM259 207H264V206H260L259 205ZM192 208H194L193 206H192ZM195 208V209H196ZM58 209V208H57ZM61 209V208H60ZM68 209H70V207L68 208ZM81 209V208H80ZM105 209H108V208H105ZM105 209H103L104 211H105ZM170 209H171V211H170ZM204 209H205V207H204ZM203 209V210H204ZM240 209V208H239ZM238 209V211L239 212H241L240 210H242V209H240L239 210ZM200 210V209H199ZM207 210H208V208H207ZM206 210V211H207ZM218 212H217V211ZM261 210V209H260ZM64 211V210H63ZM85 211H87L86 209H85ZM102 211V210H101ZM103 211V212H104ZM109 211V210H108ZM61 212V211H60ZM89 212V214L91 215V217H92V214H95L96 212L95 211H87L86 213H88ZM91 212H92V214H91ZM95 212V213H94ZM100 212V210L98 211V213ZM103 212H101V214L100 215H95L96 216V219H97V217L98 216H101L100 218L103 220V222L102 221H100L101 219L100 218H98L97 220H98V223L96 224V222H95V224H94V227L95 226H98V225H101V224H111V225H115L116 227H118V228H121V229H123L124 231H126V232H128V234H130L131 235V237L132 238H134L135 239V241H137L138 242V245L139 244H143V247H144V245L146 246L147 244H145V241H144V232H147V231H149V230H143V226H142V224H139V223H136V222H134L133 220H131V222L133 223V225L131 226V225H129L128 223H130V222H128V221H122V219L123 218H121V216H120V214H118V213H116V212H114L113 210H112V212H111V215H110V217H111V219H107V217H106V215H105V212H104V214H102ZM168 212V213H169ZM209 212V211H208ZM84 214V215H86L87 216V214ZM188 213V212H187ZM190 213V212H189ZM188 213V214H189ZM210 213V212H209ZM97 214V213H96ZM192 214V213H191ZM242 214V213H241ZM74 215V214H73ZM102 215H104V217H102ZM126 216V218H129L130 217V215H128V214H125ZM69 216V215H68ZM95 216L93 215V219L95 218ZM195 216V215H194ZM252 216V215H251ZM258 216L259 217H261L259 214H258ZM62 217V216H61ZM64 217H66L65 215H64ZM83 217V216H82ZM81 217V218H82ZM85 217V216H84ZM88 217H89V215H88ZM90 217V218H91ZM164 217H163V219H164ZM192 217V216H191ZM190 217V218H191ZM216 218H217V216H215ZM239 217V216H238ZM68 218V217H67ZM187 218V217H186ZM225 218H228V215L225 217ZM224 218V219H225ZM241 218V217H240ZM254 218H255V216H254ZM61 219V218H60ZM63 219V218H62ZM86 218H84V219H80V220H82L81 222H80V227H82L85 223H87V222H89L90 221V219H89V221H88V218H87V220H86V222H84L83 223V221L85 220ZM162 219V218H161ZM192 219V218H191ZM236 219H237V217H236ZM261 219H263V217L261 218ZM71 220H73V219H71ZM76 220V219H75ZM108 220H110V221H108ZM201 220V219H200ZM229 220V219H228ZM240 220V219H239ZM255 221H256V218L254 219ZM257 220H259V219H257ZM264 220V219H263ZM63 221V220H62ZM74 221V220H73ZM91 221H93V220H91ZM91 221H90V223H91ZM203 221V220H202ZM262 221V220H261ZM56 222V221H55ZM68 222L71 224V221H69L68 220ZM67 222V228H69V227H72V225L70 226V224ZM193 222H195V221H193ZM197 222V221H196ZM201 222V221H200ZM240 222H241V220H240ZM257 222V221H256ZM263 223H264V221H262ZM51 223V222H50ZM60 223V222H59ZM58 223V224H59ZM73 223V222H72ZM258 223V222H257ZM259 223H260V221H259ZM64 223H62L61 225H63ZM64 224V225H65ZM78 225H79V223H77ZM77 224H75L74 226H76V227H78L79 228V231L78 230H76V228H73V230H72V232H74V231H77V232H79L80 233V227L79 226H77ZM91 224H93V223H91ZM201 224H203V223H201ZM225 224V223H224ZM228 224H230V222L229 223H227V221H226V225H228ZM236 224V223H235ZM157 225V224H156ZM153 226L154 228L155 227H159V226ZM189 225V224H188ZM190 225H192V224H190ZM240 225H241V223H240ZM259 225V224H258ZM263 225V224H262ZM58 226V225H57ZM57 226H56V228H57ZM86 226H88L87 224H86ZM85 225H84V227H86ZM173 226V225H172ZM171 226V227H172ZM192 226H194V225H192ZM58 227H60V226H58ZM62 227V226H61ZM195 227V226H194ZM259 227V226H258ZM261 227H263V226H261ZM176 228V227H175ZM205 228V227H204ZM227 228H228V226H227ZM240 228V227H239ZM70 229L71 228H69V230L68 229H65L66 230V232H65V234H66V236L69 238V234L68 233H70ZM75 229V230H74ZM150 230H151V228H149ZM165 229V228H164ZM161 230V231H159L160 233L161 232H163V231H165V230ZM206 229V228H205ZM229 229V228H228ZM263 229H264V227H263ZM263 229H260V230H263ZM64 230V229H63ZM156 230V229H155ZM207 230V229H206ZM144 231V232H143ZM153 231H154V229H153ZM180 231V230H179ZM42 232V231H41ZM71 232V233H72ZM82 232H84V231H82ZM157 232V231H156ZM174 232V231H173ZM200 232H201V230H200ZM199 232V233H200ZM257 232H259V231H257ZM51 233V232H50ZM52 233H53V231H52ZM76 233V232H75ZM150 233H152L153 234V232H150ZM201 233H203V232H201ZM260 233V232H259ZM264 233V231H262V234H261V236L262 235H264L263 234ZM81 234L83 235V233H80L79 235L81 236ZM155 234V233H154ZM153 234V235H154ZM162 234V233H161ZM164 234H165V232H164ZM205 234V233H204ZM204 234H202V236L201 237H203V235ZM227 234V233H226ZM237 234V233H236ZM149 235V234H148ZM148 235H146V239H148L147 237H148ZM156 235H158V234H156ZM179 235V234H178ZM58 236H60V235H58ZM66 236H63V243L65 242V239H66ZM74 236V235H73ZM78 237L79 239H81V237ZM151 236V235H150ZM163 234H162V237L161 238H163ZM171 236V235H170ZM186 236V235H185ZM157 237H160V236H157ZM179 237H180V235H179ZM199 237V236H198ZM205 237V236H204ZM263 237V236H262ZM261 237V238H262ZM67 238V239H68ZM149 238H151V237H149ZM170 238V237H169ZM175 238V237H174ZM186 238V237H185ZM231 238V237H230ZM66 239V240H67ZM79 239H76L77 241L79 240ZM152 239H154V238H152ZM157 239H159V238H157ZM203 239V238H202ZM150 240V239H149ZM156 240V239H155ZM165 240V239H164ZM174 240H176V238L174 239ZM182 240H183V238H182ZM231 240L232 239H230V242H231ZM72 241H74V240H72ZM161 241H163V240H161ZM173 241V240H172ZM253 241V240H252ZM260 241H264V239L262 240H260ZM61 242V241H60ZM76 241H74V243H75ZM144 242V243H143ZM156 242V241H155ZM164 242V241H163ZM184 242V241H183ZM185 242H186V240H185ZM189 242V241H188ZM255 242V241H254ZM146 243H149V242H147L146 241ZM151 243H153V242H151ZM161 243V242H160ZM173 243V242H172ZM187 243V242H186ZM253 243V242H252ZM251 243V244H252ZM257 243H259V242H257ZM256 243V244H257ZM163 244V243H162ZM162 244H161V246H162ZM231 244H232V242H231ZM263 244H264V242H263ZM64 245H65V243H64ZM76 245H77V243H76ZM137 245V244H136ZM137 245V246H138ZM150 245V244H149ZM165 244H163V248L165 247L164 246ZM261 245H262V243H261ZM153 246V245H152ZM59 247H61V246H59ZM149 247H151V245L149 246ZM148 247V248H149ZM155 247H156V245H155ZM157 247H158V245H157ZM156 247V248H157ZM256 247H257V245H256ZM261 247V246H260ZM262 247H264V246H262ZM63 248V247H62ZM139 248V247H138ZM162 247H160V249H161ZM166 248V247H165ZM59 249H61V248H59ZM143 249V248H142ZM151 249V248H150ZM149 249V250H150ZM138 250V249H137ZM140 250V249H139ZM144 250H146V248L144 247ZM163 250V249H162ZM165 250V249H164ZM58 251H60V250H58ZM57 251V253H59V255H60V257H61V259H60V261H58V262H60V263H57V264H74L73 263V261L71 262L70 261V259H69V257H67L68 256V253L70 252V249H67L66 247H64V249L62 250V251H60V252H58ZM153 251H155V250H153ZM159 251V250H158ZM177 251V250H176ZM48 252V254L47 255H49L50 253H51V251L49 252V251H47ZM46 252V253H47ZM56 252V251H55ZM72 252V251H71ZM138 252H140L138 255L139 256H141V251H138ZM147 252H148V250H147ZM162 252V251H161ZM167 252V251H166ZM146 253V252H145ZM160 253V252H159ZM169 253V252H168ZM148 254V253H147ZM153 254H155L154 252H153ZM163 254H165V251L163 252ZM143 255H144V253H143ZM146 255V254H145ZM158 255V254H157ZM162 255V254H161ZM160 255V256H161ZM223 255V254H222ZM51 256V255H50ZM53 256V255H52ZM51 256V257H52ZM56 256V255H55ZM138 256V257H139ZM150 256V255H149ZM148 256V257H149ZM151 256H153L152 254H151ZM48 257V256H47ZM50 257V258H51ZM57 257V256H56ZM60 257H58V258H60ZM159 257V256H158ZM161 257H163V256H161ZM168 257H170V256H168ZM168 257H166V258H168ZM58 258H55V262H57V260H59ZM143 258H144V256H143ZM160 258V257H159ZM158 258V259H159ZM165 258V259H166ZM51 259H53L52 261H53V263H54V258H51ZM139 259H141V258H139ZM139 259H138V261H139ZM145 259H146V257H145ZM157 259V258H156ZM147 260V259H146ZM145 260V261H146ZM152 260V259H151ZM160 260V259H159ZM162 260V259H161ZM137 261V263L139 264L140 263V261L138 262ZM141 261H143V260H141ZM163 261V260H162ZM151 262V261H150ZM150 262H148L149 264H152V263H150ZM153 262V261H152ZM155 262H157V261H155ZM141 264V263H140ZM159 264V263H158ZM177 264V263H176Z\"/></svg>",
	"mask_w": 264,
	"mask_h": 264
},
{
	"label": "crops",
	"instance_id": "0c3cea01",
	"mask_svg": "<svg viewBox=\"0 0 264 264\" xmlns=\"http://www.w3.org/2000/svg\"><path fill=\"white\" fill-rule=\"evenodd\" d=\"M6 1L8 0H0V3ZM149 1L156 10L158 8L176 15L201 13L215 2ZM214 10L208 9L199 18L170 19L185 22L202 20ZM54 44L52 26L38 12L27 8H14L0 13V69L3 71L27 75L40 70L49 61ZM189 72L194 86L204 96L213 101L232 102L245 97L255 88L262 72V59L257 47L245 36L232 31H214L206 35L194 48ZM1 133L4 134L5 129ZM2 137L0 135V141ZM136 223L140 224L137 220ZM95 230L96 237L92 234L90 239L92 262L97 264L122 261L121 245L131 239V236L111 224L95 226L94 232Z\"/></svg>",
	"mask_w": 264,
	"mask_h": 264
},
{
	"label": "snow or ice",
	"instance_id": "6c2138e0",
	"mask_svg": "<svg viewBox=\"0 0 264 264\" xmlns=\"http://www.w3.org/2000/svg\"><path fill=\"white\" fill-rule=\"evenodd\" d=\"M227 31H233V32H235V31H237V29H235V28H230V29H227ZM241 35H244L243 33H240ZM23 35V34H22ZM21 43H23V41H21ZM41 63H43L42 61H41Z\"/></svg>",
	"mask_w": 264,
	"mask_h": 264
}]
</instances>
